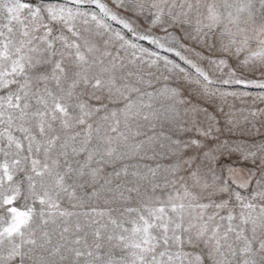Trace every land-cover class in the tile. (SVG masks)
Instances as JSON below:
<instances>
[{
  "label": "snow or ice",
  "instance_id": "1",
  "mask_svg": "<svg viewBox=\"0 0 264 264\" xmlns=\"http://www.w3.org/2000/svg\"><path fill=\"white\" fill-rule=\"evenodd\" d=\"M252 87L264 0H0V264H264Z\"/></svg>",
  "mask_w": 264,
  "mask_h": 264
},
{
  "label": "rangeland",
  "instance_id": "2",
  "mask_svg": "<svg viewBox=\"0 0 264 264\" xmlns=\"http://www.w3.org/2000/svg\"><path fill=\"white\" fill-rule=\"evenodd\" d=\"M240 91L247 92L248 95L244 98L243 101H236V118L240 120L242 123L244 121V117H248V120L251 121L253 118L249 116V109L255 110L256 108H264V103L257 101L255 105L252 104V98L264 94V90H261L257 87L252 88H241ZM264 121V115H259L256 118L257 127H260V122ZM264 138V127H261V135H257L255 139L259 140Z\"/></svg>",
  "mask_w": 264,
  "mask_h": 264
}]
</instances>
